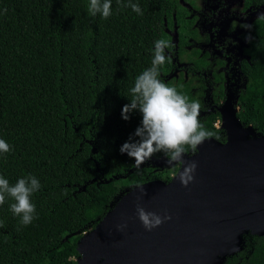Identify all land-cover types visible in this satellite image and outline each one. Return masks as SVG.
<instances>
[{"label":"trees","instance_id":"1","mask_svg":"<svg viewBox=\"0 0 264 264\" xmlns=\"http://www.w3.org/2000/svg\"><path fill=\"white\" fill-rule=\"evenodd\" d=\"M245 1L264 8V0ZM132 2L143 15L112 0V15L103 19L89 17V0H0V139L12 149L0 155V176L10 184L35 176L41 184L31 197V224L21 225L12 214L11 199L0 205V264H74L81 234L95 227L114 198L159 177L150 170L164 153L137 168L120 152L142 120L133 111L125 121L122 108L132 99L136 77L151 67L159 39L171 44L159 78L201 103L200 121L213 138L224 136L211 125L214 115L221 116L219 98L225 109L238 101L240 125L264 136V15L248 27L241 87L220 84L213 91L217 100L203 102L206 85L195 94L181 73L167 79L179 60L171 33L179 52L190 36L196 38L191 11L180 0ZM190 52L186 61L197 68L201 59ZM242 240L241 251L222 264H264V235L243 233Z\"/></svg>","mask_w":264,"mask_h":264},{"label":"flooded vegetation","instance_id":"2","mask_svg":"<svg viewBox=\"0 0 264 264\" xmlns=\"http://www.w3.org/2000/svg\"><path fill=\"white\" fill-rule=\"evenodd\" d=\"M224 0H216L214 5L210 8L209 15L202 20L198 21L197 17L193 15V10L189 14V18L194 17V21L191 25V29H195L194 35L196 38L190 36L189 38V49L192 48L194 53H197V57L201 59V62L197 63L198 67H195V62H190L188 65V70L192 73V78L188 79L192 82V92L197 93L199 90L202 91L203 85H206L208 89V95L205 94L203 97V102L209 101L212 102L217 100L216 97H213V91L218 85L222 84V87L225 89L228 84H232V88L238 89L241 87L242 82V73L241 65L243 61L246 60V54L243 50L242 57H239L225 49V47L219 45L216 42V32L218 30V24L215 19L217 11L223 8ZM245 9H256L252 6H247L246 1L244 0ZM253 22V21H252ZM251 22V23H252ZM197 25L198 30L195 28ZM249 27V26H248ZM174 33V32H172ZM171 33V36H172ZM246 44H248V28ZM177 40V38H176ZM173 43V42H172ZM174 45V44H173ZM199 46V49L198 47ZM247 47V46H246ZM176 48L178 49V40L176 46L174 45V52L176 54ZM179 52V49H178ZM180 53V52H179ZM178 57V56H177ZM177 66L169 71L167 79L173 81V79H178L182 77V66L179 65L178 58L174 59ZM182 79V78H181ZM219 105L216 106V111L221 114V110L225 109L223 98H219ZM224 108V109H222ZM234 108H236V116L238 114V101L234 102ZM214 115L212 118L215 120L212 121L211 125L215 129H219L224 134L221 137V140L214 139L221 144L227 142V134L222 128V117L219 118ZM239 122V121H238ZM241 126V125H240ZM242 127V126H241ZM242 128H249L251 126H245ZM249 130L248 138L250 139H259L264 138V136H256V134ZM195 153L191 151L183 157L190 158ZM152 173H156L159 177H152L141 184L132 186V188H126L120 192L112 201L110 209L105 213L101 220L93 227L87 231H84L81 234V237L76 243L77 255L70 258L74 264L86 263L94 261L93 264H208L209 258L204 259L205 257H210L207 252L200 250L198 246L205 245L207 238H198V240L190 233H187L186 224L189 221L188 217L194 218L197 215V206L199 204L205 203L204 193H199V196L196 197L194 193L189 192V190H175L168 192V190H162L160 185H152L151 188H154V194L159 200H163L165 197H171L175 204H179L183 201H187L188 205L181 207L180 210H185L186 216L182 215L175 222H167L164 225L153 229L152 231H145L141 223L139 222L136 216V205L139 203L144 207L145 211L147 206L146 195L140 197V191L136 197H140L139 201L137 198H131L126 200L119 211H116V206L121 203L122 199L130 193L135 188L143 186L146 184H152L154 182L161 181L165 186H168L174 180V175L172 168L167 164L166 158H159L155 160L153 167L150 170ZM150 174H148L149 176ZM147 177H145L146 179ZM176 182H179L178 180ZM196 183V182H192ZM180 186V184H179ZM146 194L151 193L149 190L144 191ZM189 194V195H188ZM169 197V198H170ZM217 199L215 198V202ZM115 210V211H114ZM110 212V223L106 229V232L110 231L107 240L99 252L94 251L93 254L89 255L87 251L81 250L78 247V242L84 235L92 233L96 230L97 225L103 220V218ZM121 224H126L127 227L123 232H118L117 226ZM190 226H196L195 223H190ZM222 229L218 228V238L217 246L218 252L227 251V254L222 255L218 254L219 257L218 264L225 260L226 257H232L236 255L242 249V235L247 233L253 236H259L257 234L259 231L257 228H248V227H238L234 230L233 233L222 235ZM105 234H102L100 240L96 242L95 246L102 240ZM204 257V258H198ZM221 257H225L221 259ZM201 259L202 263H195V260Z\"/></svg>","mask_w":264,"mask_h":264},{"label":"water","instance_id":"3","mask_svg":"<svg viewBox=\"0 0 264 264\" xmlns=\"http://www.w3.org/2000/svg\"><path fill=\"white\" fill-rule=\"evenodd\" d=\"M220 112L222 128L227 134V142L221 144L210 138L198 146V152L195 155L184 158L186 162L195 161L197 163L193 180L196 183L182 187L179 186V182H176L178 179L174 178L168 186L161 181L139 186L143 191L151 192L146 194L148 203L146 210L161 216L165 214L171 216L172 219L167 222H175L181 215L185 217V210L181 211L180 208L187 206L188 202L185 200L175 204L170 196V198L167 196L159 200L153 193L152 185H160L159 188L162 190L166 187L165 190L168 192L175 190H189L190 192L192 190L191 193H194L196 197L199 193H204L205 203L202 205L198 203L197 215L194 218L188 217L190 222L186 224V227L187 233L192 234L197 240L201 237L207 238L205 245H199L198 248L207 252L210 257L198 258H209L208 264H218L217 255L227 254V251L218 252V228H221V234L225 235L229 232L233 233L241 226L253 229L255 227L259 231L257 233L259 236L264 235V138H248L250 129L240 126L236 118L237 110L233 106ZM139 191L135 188L128 193L115 210L119 211L126 200L137 198ZM191 222L196 226H190ZM109 223L110 212L97 225L94 232L81 238L78 242L80 251L85 250L89 255L98 251L97 256H99L110 233V231L106 232ZM102 234L105 236L94 248ZM224 258L221 257V259ZM93 262L79 264H93ZM195 263H202V260L197 259ZM219 264H222V261Z\"/></svg>","mask_w":264,"mask_h":264},{"label":"clouds","instance_id":"4","mask_svg":"<svg viewBox=\"0 0 264 264\" xmlns=\"http://www.w3.org/2000/svg\"><path fill=\"white\" fill-rule=\"evenodd\" d=\"M117 4L143 15L139 4L132 0L127 4L117 0ZM98 14L103 19L109 18L112 15V0H89V17L94 18ZM169 47L171 44L167 39L155 41L151 67L136 77L134 87L130 89L132 99L122 108L121 117L127 121L133 111H138L142 120L133 134L138 139L133 141V136H130L120 152L133 159L137 168L154 155L164 153L174 177L182 187H187L194 180L197 163L186 162L183 157L188 150L195 153L198 146L216 134L202 125L199 118L202 105L199 101L190 100L175 86H169L159 78L161 67L169 59L165 54ZM11 150V146L0 139V155ZM40 188L41 184L35 176L20 178L15 184L0 176V205L5 203L6 198L11 199L10 211L20 218L21 225L27 226L36 218V207L31 197ZM137 189L140 190V197L146 195L142 187ZM140 197H137L138 201ZM136 216L145 231H152L172 219L167 214L161 216L145 211L139 203L136 205ZM126 227V224H121L116 230L123 232Z\"/></svg>","mask_w":264,"mask_h":264},{"label":"rangeland","instance_id":"5","mask_svg":"<svg viewBox=\"0 0 264 264\" xmlns=\"http://www.w3.org/2000/svg\"><path fill=\"white\" fill-rule=\"evenodd\" d=\"M216 0H180L187 9L192 8L193 15L198 21L209 15L210 8ZM223 8L217 11L215 19L218 24L216 32V42L225 47V49L239 57H242L243 50L246 48L247 28L256 18L264 15V8L261 9H245L244 0H224ZM191 10V11H192ZM195 28L198 30L197 25ZM199 32V30H198ZM172 42L176 46L177 40L175 33H172ZM199 49V46H197ZM179 49V48H178ZM176 54L180 56L179 65L182 66V81L192 78V73L188 70L189 64L186 61V55H191L188 47L181 48ZM200 51V49H199Z\"/></svg>","mask_w":264,"mask_h":264}]
</instances>
